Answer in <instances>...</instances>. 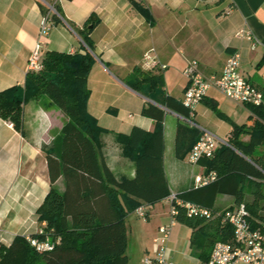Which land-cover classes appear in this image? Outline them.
Returning a JSON list of instances; mask_svg holds the SVG:
<instances>
[{
	"label": "crops",
	"instance_id": "0c3cea01",
	"mask_svg": "<svg viewBox=\"0 0 264 264\" xmlns=\"http://www.w3.org/2000/svg\"><path fill=\"white\" fill-rule=\"evenodd\" d=\"M147 8L145 16L135 5ZM45 2L54 0H0V91L23 86L28 58L41 41L40 58L45 52L59 51L93 55L87 86V110L103 129L100 134L103 157L117 177H133L135 164L122 155L117 134H128L134 126L152 132L155 121L142 114L152 103L164 109L163 167L169 192L177 194L195 188L194 178L205 175L204 161L191 164L187 156L199 132L183 119V115L154 101L152 95L181 100L187 85L182 70L186 59H195L208 76L218 75L232 52L240 55V70L250 83L263 93L264 109V0H59L58 16L46 36L39 34V20L46 11ZM232 10L224 14L230 6ZM96 20L91 23L92 17ZM90 28V50L78 31ZM244 29L254 40L237 36ZM158 60L166 64L161 74L163 86L159 94L148 95L130 86L141 67L145 51L152 49ZM192 119L210 129L228 143L232 125H251L256 117L249 108L232 101L215 87H210L197 105ZM67 116L47 95L22 104V131L0 117V243L8 245L16 236L36 232L44 223L37 220L36 210L47 194L50 181L47 161L41 149L60 133ZM183 131L179 134L178 128ZM238 139L247 141L242 133ZM213 155V154H212ZM211 155V156H212ZM210 156V157H211ZM64 189V182L57 184ZM235 205L228 195H218L216 211ZM169 206L163 200L150 204L146 219L134 212L124 221L127 264H144L153 257L160 225L169 224ZM192 228L175 220L167 241V256L183 264H201L191 244ZM242 264V263H239Z\"/></svg>",
	"mask_w": 264,
	"mask_h": 264
},
{
	"label": "trees",
	"instance_id": "16d2710c",
	"mask_svg": "<svg viewBox=\"0 0 264 264\" xmlns=\"http://www.w3.org/2000/svg\"><path fill=\"white\" fill-rule=\"evenodd\" d=\"M134 5L148 17L147 8L135 1ZM89 19L96 22L93 16ZM84 25L78 33L92 50L90 28ZM93 59L88 50L45 52L41 70L28 71L23 86L0 91V117L16 130L22 131V104L42 95L67 116L60 133L41 146L50 187L36 210L37 220L44 223L39 228L42 233L29 234L38 239L47 237L54 245L37 251L24 236H16L7 246L0 243V264H127L126 216L139 205L156 203L169 194L163 167L165 111L158 105L148 103L142 109L144 116L155 121L152 132L134 126L128 134L116 136L122 155L135 164L134 176L117 178L108 167L100 141L103 129L87 110V78ZM135 70L129 83L132 88L149 97L151 90L160 93L161 74ZM152 98L188 116L181 100ZM246 106L256 117L254 122L232 125L229 145H220L211 157L199 160L204 161L206 172L215 171V180L179 195L212 211H216L218 195H228L234 204L244 203L251 225L264 231V109L262 104ZM182 131L179 127L178 133ZM242 133L249 135L247 141L238 139ZM59 180L64 182L63 190L57 185ZM177 219L192 228L191 244L203 259L209 257L215 242L232 238L231 226L218 216L188 218L180 213Z\"/></svg>",
	"mask_w": 264,
	"mask_h": 264
},
{
	"label": "built area",
	"instance_id": "2783aa9c",
	"mask_svg": "<svg viewBox=\"0 0 264 264\" xmlns=\"http://www.w3.org/2000/svg\"><path fill=\"white\" fill-rule=\"evenodd\" d=\"M54 2H45L46 11L42 13L39 20V34L46 36L54 25L53 16H58ZM212 2L218 0H200ZM231 5L226 7L224 14L230 13ZM252 41V34L244 29L236 33ZM41 41L36 42L27 64V71H39L42 68L40 52ZM141 67L146 71L163 70L166 64L160 62L156 57L153 48L145 51L141 58ZM187 80L186 88L181 99L182 104L188 109V116L183 119L199 132L198 139L192 145L187 160L191 164H197L203 157H210L220 145H229L223 138L217 136L210 129L195 122L192 117L195 114L197 105L202 101L210 87H215L228 99L244 104L259 106L263 102V93L255 85L249 82L240 70V55L232 52L228 55L226 62L218 75H206L199 67L195 59H186L182 70ZM216 178L215 171H210L205 175H197L194 178L195 187L206 185ZM169 206L171 221L169 224L160 225L158 236L153 239L156 244V252L153 257H146L144 264H183L171 260L167 256V241L171 226L177 219V215L182 213L188 218H206L218 216L221 221L231 226L232 238L230 241H217L213 244L209 257L201 264H264V231L254 228L249 221V212L244 203H237L222 211H212L209 208L183 200L179 194L170 191L162 199ZM150 205H139L134 213L141 219H146ZM42 233L41 229L36 231ZM26 240L37 251L50 250L54 242L47 237L38 239L29 234L23 235ZM58 242V240H56Z\"/></svg>",
	"mask_w": 264,
	"mask_h": 264
},
{
	"label": "rangeland",
	"instance_id": "374dc122",
	"mask_svg": "<svg viewBox=\"0 0 264 264\" xmlns=\"http://www.w3.org/2000/svg\"><path fill=\"white\" fill-rule=\"evenodd\" d=\"M44 95H42L40 98H42Z\"/></svg>",
	"mask_w": 264,
	"mask_h": 264
}]
</instances>
